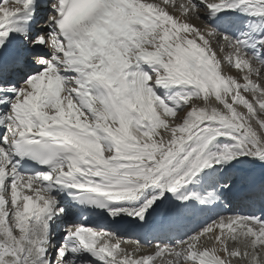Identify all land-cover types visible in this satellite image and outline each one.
Segmentation results:
<instances>
[{"label":"snow or ice","instance_id":"6c2138e0","mask_svg":"<svg viewBox=\"0 0 264 264\" xmlns=\"http://www.w3.org/2000/svg\"><path fill=\"white\" fill-rule=\"evenodd\" d=\"M238 9L264 20V0H0V264H264V219L240 213L175 243L80 222L52 239L66 211L54 191L143 222L205 169L264 163V36L249 51L208 23ZM13 32L27 49L10 45ZM157 86L180 88L162 98ZM24 158L42 170L21 173ZM191 198L204 203L175 196Z\"/></svg>","mask_w":264,"mask_h":264},{"label":"bare ground","instance_id":"6f19581e","mask_svg":"<svg viewBox=\"0 0 264 264\" xmlns=\"http://www.w3.org/2000/svg\"><path fill=\"white\" fill-rule=\"evenodd\" d=\"M45 4V3H44ZM43 5V4H42ZM46 9V7L44 6V10ZM48 9V8H47ZM42 12L41 11H37L36 13H34L35 15H36V17L35 18H38V17H40V14H41ZM34 15V16H35ZM28 24L30 23L29 21L27 22ZM208 23L210 24V20L208 19ZM30 25V24H29ZM30 27L32 28V25H30ZM39 26H37L36 28H38ZM218 31H222L219 27H215ZM39 30H41V29H39ZM230 36H233L232 34H229ZM248 44L250 45V42H248ZM250 51V50H249ZM179 88H180V86H179ZM179 88L178 89H176V90H174V89H171V93L173 94V96H174V94L179 90ZM10 95H9V97L10 96H12L14 93L13 92H11V91H7ZM210 147H211V145H210ZM246 164H250L249 165V170H250V172H253L252 170L254 169V167L256 166V165H258L259 167L260 166H262V167H264V163H260V162H256V161H251V160H247V161H245L244 163H240V165H242V166H244V165H246ZM230 169L231 170H235V171H238V172H240L239 171V167H238V165H235V166H232V167H230ZM244 171H248L247 169L246 170H244ZM249 180H251V181H257L256 179L254 180V179H252L250 176H249ZM68 203L69 204H71L72 203V201H68ZM76 210H79V209H83V207L82 208H80V207H77V208H75ZM197 212H200V210L198 209L197 210ZM196 212V213H197ZM90 217L86 220V222H89L90 221ZM135 221H138V219H134ZM92 226V225H91ZM194 227H195V225H194ZM202 227V226H201ZM201 227H199V228H201ZM122 236H127V234H121ZM184 237V236H183ZM132 243H134V240H127V241H125L124 243H123V245L122 246H124V245H126V246H128V247H130L131 246V244ZM142 246V249H143V251H145V247H144V245H141ZM129 249H131V248H129ZM148 251H150V248L148 249Z\"/></svg>","mask_w":264,"mask_h":264},{"label":"rangeland","instance_id":"374dc122","mask_svg":"<svg viewBox=\"0 0 264 264\" xmlns=\"http://www.w3.org/2000/svg\"><path fill=\"white\" fill-rule=\"evenodd\" d=\"M44 6H45L46 9H47L48 6H47L46 3L43 4V9H44ZM41 7H42V5H41ZM41 7H40V8H41ZM46 9H45V11H46ZM47 10L50 11L49 7H48ZM35 13H36V12H35ZM37 19L40 21L41 18L38 17ZM29 22H30L29 24L32 25L31 32H33V30H36V29H41L40 27H39V28H36L37 26H41V24H37V23H36V24H31V23H32L31 20H29ZM42 22H43V21H42ZM42 22H41V23H42ZM195 23L203 25L204 21H203V20H196ZM257 24L260 26L261 22L258 20ZM263 28H264V27H263ZM259 31H261V30H259ZM224 33H225V32H224ZM245 33H246V34L248 33L247 35L250 36V32H249L248 30H245ZM229 34H231V33L228 32V35H229ZM232 35H233V34H232ZM232 37L237 38V36H234V35H233ZM18 38L21 39V40H19V41H22V37L19 36ZM249 38H250V37H248V38H246V39L248 40ZM250 40H251V39H250ZM23 42H24V41H23ZM19 44H21V42H19ZM45 51H46V50H45ZM225 66L227 67V69L229 68L227 65H225ZM229 69L231 70L232 74H234V75H238V73L236 72V70L231 69V68H229ZM224 70H225V69H224ZM225 72H226V71H225ZM226 73H227V72H226ZM227 74H228V73H227ZM201 221H202V218H201ZM201 221H199V223H200ZM195 226H197V224H195ZM202 227H203V225H202ZM133 244H134V243H132L131 246H133ZM124 246H126V245H124ZM124 246H123V247H124ZM131 246H130V247H131ZM144 247L146 248V246H144Z\"/></svg>","mask_w":264,"mask_h":264}]
</instances>
